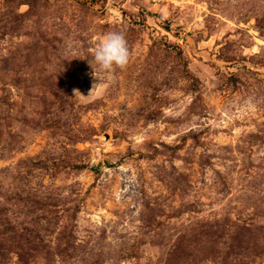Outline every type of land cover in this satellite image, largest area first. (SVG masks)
<instances>
[{"label": "rangeland", "instance_id": "rangeland-1", "mask_svg": "<svg viewBox=\"0 0 264 264\" xmlns=\"http://www.w3.org/2000/svg\"><path fill=\"white\" fill-rule=\"evenodd\" d=\"M0 264H264V0H0Z\"/></svg>", "mask_w": 264, "mask_h": 264}, {"label": "clouds", "instance_id": "clouds-1", "mask_svg": "<svg viewBox=\"0 0 264 264\" xmlns=\"http://www.w3.org/2000/svg\"><path fill=\"white\" fill-rule=\"evenodd\" d=\"M131 57V52L123 31L106 33L95 48L92 61L98 69L111 72L115 68H125Z\"/></svg>", "mask_w": 264, "mask_h": 264}]
</instances>
